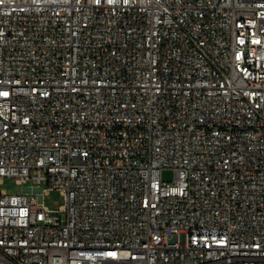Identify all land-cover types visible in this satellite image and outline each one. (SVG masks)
<instances>
[{
	"label": "built area",
	"instance_id": "built-area-1",
	"mask_svg": "<svg viewBox=\"0 0 264 264\" xmlns=\"http://www.w3.org/2000/svg\"><path fill=\"white\" fill-rule=\"evenodd\" d=\"M4 178L0 264H264V0H0Z\"/></svg>",
	"mask_w": 264,
	"mask_h": 264
},
{
	"label": "rangeland",
	"instance_id": "rangeland-1",
	"mask_svg": "<svg viewBox=\"0 0 264 264\" xmlns=\"http://www.w3.org/2000/svg\"><path fill=\"white\" fill-rule=\"evenodd\" d=\"M161 178L163 182L174 181V172L171 169H164L161 172ZM36 185L32 181H27L24 184H18L14 179L4 178L0 184V190L8 195H16L30 191L33 188V192H40L41 188L36 189ZM43 189V186H42ZM63 203L60 193L58 191L49 192L43 199V204L49 209L56 210L59 205Z\"/></svg>",
	"mask_w": 264,
	"mask_h": 264
}]
</instances>
